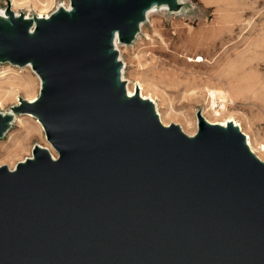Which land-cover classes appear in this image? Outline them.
Segmentation results:
<instances>
[{
  "label": "water",
  "instance_id": "95a60500",
  "mask_svg": "<svg viewBox=\"0 0 264 264\" xmlns=\"http://www.w3.org/2000/svg\"><path fill=\"white\" fill-rule=\"evenodd\" d=\"M70 1L0 16V61L42 78L14 111L58 153L36 144L0 166V264H264V162L243 133L200 111L194 136L165 126L121 78L116 35L130 43L151 7L177 0ZM11 119L0 113V138Z\"/></svg>",
  "mask_w": 264,
  "mask_h": 264
},
{
  "label": "rangeland",
  "instance_id": "374dc122",
  "mask_svg": "<svg viewBox=\"0 0 264 264\" xmlns=\"http://www.w3.org/2000/svg\"><path fill=\"white\" fill-rule=\"evenodd\" d=\"M45 1L22 0L14 6L12 0H0V13L13 9L33 18ZM48 1L53 9L69 0ZM177 4L156 5L130 43L118 42L131 89L143 83V93L158 103L163 123L179 124L189 134L198 130L199 111L211 122L232 115L264 160V0H177ZM28 64L0 61V76L6 75L0 111L12 115V127L0 141V166L14 167L30 156L34 142L48 145L37 120L14 111L18 96L33 99L39 92V80ZM16 76L30 77L33 92L13 86Z\"/></svg>",
  "mask_w": 264,
  "mask_h": 264
},
{
  "label": "bare ground",
  "instance_id": "6f19581e",
  "mask_svg": "<svg viewBox=\"0 0 264 264\" xmlns=\"http://www.w3.org/2000/svg\"><path fill=\"white\" fill-rule=\"evenodd\" d=\"M22 0H12V3H13V5L14 6H16L19 2H21ZM70 1V0H69ZM67 2L66 4L64 3V4H60V5H58V6H56V7H54L53 9H52V7L53 6H51L50 7V3H48L49 1L48 0H46L45 1V3H43V7H42V9H40V12L36 15L37 17H42V18H49L57 9H58V7H60V6H63L66 10H71L72 9V5H71V2ZM126 2H127V0H125ZM47 2V3H46ZM41 3V2H40ZM50 7V8H49ZM55 8H57L56 10H54ZM126 8V7H125ZM163 8H167L168 9V6L167 5H165V6H163ZM53 11H52V10ZM155 9H157V7H156V5H154L153 7H151L148 11H147V13H146V20H148L149 18H150V15L152 14V12H153V10H155ZM13 12H14V10L13 9H11ZM51 10V11H50ZM50 11V12H49ZM1 13H3V15L2 16H4V17H8V13H6L5 12V10H1ZM118 13H120V12H118ZM15 14H16V16H19V12L18 11H15ZM123 14H125V13H123ZM129 14H131V12L130 13H127V15H129ZM118 16V15H117ZM25 18H30V16H28V15H26V17ZM143 23H144V21L143 22H141V24H140V29H142V25H143ZM32 32H33V28H32ZM118 42L120 43V44H124L125 42H123V41H120L119 40V37H118V35H116V38H115V47H116V49L119 51V60H122V58H121V55H120V53H121V50H120V47L118 46ZM8 62H10V61H8ZM11 63V62H10ZM122 64H123V66H122V69H121V78H122V80L123 81H125V83H126V89H127V92H128V95L129 96H133L134 94H135V92L136 91H139L140 92V95H141V97L142 98H144V99H148V100H150V101H152V103L154 104V107H155V109H156V111H157V113H158V115H159V117H160V119H161V122L163 123V121H162V119H163V115H162V118H161V113H159V111H160V108H159V105H158V103L150 96V95H145L143 92L145 91V87H144V85H143V83H141V82H139V83H137L135 86H134V89H131V86H130V83H131V81L130 80H127L126 78H125V62L123 61L122 62ZM28 65H30L31 67H32V69L35 71H33L32 69V72L36 75V77L38 78V80H39V92H38V95L36 96V97H34L33 99H28V98H25V97H21V96H18V103L17 104H15V105H20L21 104V100H22V98L24 99V100H26V101H28V102H34V101H36L37 99H38V97H39V94H40V89H41V85H42V78H41V76L37 73V71L34 69V67L32 66V64L31 63H29ZM13 66V65H12ZM27 67H29V66H27ZM30 68V67H29ZM10 77V76H9ZM5 78H6V75H1L0 76V92H1V94H3L4 93V87H3V85H2V82H3V80H5ZM11 84L13 85V86H15L16 88H18V89H24V91H27V92H31L32 91V89H33V82H32V79L30 78V77H28V76H16L15 78H14V80L11 82ZM6 88V87H5ZM7 91V90H6ZM33 92V91H32ZM28 94V93H27ZM32 94V93H31ZM0 102H1V98H0ZM2 111H0V113H1ZM213 112L214 113H217L216 111H214L213 110ZM3 114H5V113H3ZM202 115H203V117L208 121V122H210V123H212V124H219V125H222V126H227L228 125V123L229 122H231V123H233V125H235V126H237L238 128H239V130L242 132V129H241V125H240V123H238V122H236L234 119H233V117H232V115H227V117H226V120H224V121H222V122H211L210 120H208L207 118H206V116L204 115V111H202ZM26 116H31V117H33V118H35L36 120H37V122L40 124V126H41V128L43 129V132H44V136H45V139H46V141H47V143H48V145H42V144H40V143H38V142H34V144H33V146H32V150H31V155L30 156H27V157H25L23 160H21V161H25L27 158H29V157H31V158H34L33 157V148H34V146L36 145V144H39L40 146H43V147H47V148H49L50 149V151L52 152V155L54 156V158L55 159H57V156H58V153L53 149V147H52V145H51V143L48 141V139H47V137H46V133H45V129H44V126H43V124H42V122L38 119V117L36 116V115H34V114H32L31 112H26ZM21 117H18L17 116V118H16V121H18L19 119H20ZM196 119H197V125H198V117H197V114H196ZM165 126H169V125H166L165 123H163ZM179 125V124H178ZM11 127H12V124H11ZM180 127L182 128V126L180 125ZM182 130H183V128H182ZM184 131V130H183ZM8 133H9V130L7 131ZM6 132V133H7ZM185 132V131H184ZM197 132V131H196ZM6 133L4 134V136L6 135ZM186 134H188V135H190V136H194L196 133H194V134H189V133H187V132H185ZM243 133V132H242ZM38 134H39V136H41L42 134H41V132H40V130H38ZM243 135L245 136V141H246V144H247V146L249 147V149H250V151L259 159V160H261V161H263L264 162V160H262L254 151H253V149L251 148V145H252V142L250 141V143H251V145H250V143H249V139H248V136L245 134V133H243ZM0 141H2L1 140V138H0ZM252 147H253V145H252ZM21 161H18L17 163H16V165L14 166V167H10L9 165H7L11 170H13V169H15L16 168V166H17V164L19 163V162H21Z\"/></svg>",
  "mask_w": 264,
  "mask_h": 264
},
{
  "label": "snow or ice",
  "instance_id": "6c2138e0",
  "mask_svg": "<svg viewBox=\"0 0 264 264\" xmlns=\"http://www.w3.org/2000/svg\"><path fill=\"white\" fill-rule=\"evenodd\" d=\"M0 15H3V13H0Z\"/></svg>",
  "mask_w": 264,
  "mask_h": 264
}]
</instances>
